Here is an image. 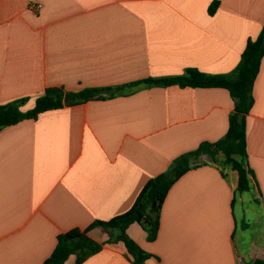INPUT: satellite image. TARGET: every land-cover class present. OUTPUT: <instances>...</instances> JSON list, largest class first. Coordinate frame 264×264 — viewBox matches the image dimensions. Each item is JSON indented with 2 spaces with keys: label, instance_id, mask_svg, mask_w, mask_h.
<instances>
[{
  "label": "crops",
  "instance_id": "crops-1",
  "mask_svg": "<svg viewBox=\"0 0 264 264\" xmlns=\"http://www.w3.org/2000/svg\"><path fill=\"white\" fill-rule=\"evenodd\" d=\"M263 27L264 0H0V105L28 112L49 88L113 89L0 130V264H43L59 235L125 214L180 156L222 140L235 108L227 89L144 81L230 74ZM252 95L250 191H237L223 153L192 160L157 238L127 229L152 256L144 264L264 261V57ZM89 236L114 239L102 227ZM83 264L134 263L119 241Z\"/></svg>",
  "mask_w": 264,
  "mask_h": 264
},
{
  "label": "trees",
  "instance_id": "trees-1",
  "mask_svg": "<svg viewBox=\"0 0 264 264\" xmlns=\"http://www.w3.org/2000/svg\"><path fill=\"white\" fill-rule=\"evenodd\" d=\"M218 7L216 1L210 7V12ZM264 57V27L256 40H249L243 52L241 61L230 74L208 75L196 69H187L182 76L161 79H148L145 83L193 88H224L229 91L235 101V108L229 119V129L225 137L217 143L204 142L195 151L180 156L169 172L162 173L151 179L138 196L133 207L125 214L109 221H96L85 230L74 229L61 234L57 238V245L52 255L43 264H65L75 255L76 263L83 264L91 255L99 252L104 244L123 242L134 264H144L152 257L144 252L127 235L128 227L133 223H139L148 232L150 241L158 236L160 226V211L172 186L193 166L192 160L202 156H208L216 160V155L223 153L224 163L237 171L239 180L237 191L245 193L250 191L251 178L254 172L247 162V136L246 116L253 105L252 88L259 73L261 61ZM137 82L133 85H137ZM110 88H86L77 93L66 92L62 88H49L44 95L36 100L35 108L28 112L21 110V101H14L0 105V130L4 126L15 125L26 119H36L40 114L84 103L93 98L100 97L103 93H111ZM96 227L111 230L113 240L103 244L93 240L89 233ZM253 264H264L263 260H257Z\"/></svg>",
  "mask_w": 264,
  "mask_h": 264
},
{
  "label": "built area",
  "instance_id": "built-area-1",
  "mask_svg": "<svg viewBox=\"0 0 264 264\" xmlns=\"http://www.w3.org/2000/svg\"><path fill=\"white\" fill-rule=\"evenodd\" d=\"M33 10H39L41 8L40 5H37V6H32Z\"/></svg>",
  "mask_w": 264,
  "mask_h": 264
},
{
  "label": "rangeland",
  "instance_id": "rangeland-1",
  "mask_svg": "<svg viewBox=\"0 0 264 264\" xmlns=\"http://www.w3.org/2000/svg\"><path fill=\"white\" fill-rule=\"evenodd\" d=\"M108 232H109V233H111V234H115V233H114V232H112L111 230H109Z\"/></svg>",
  "mask_w": 264,
  "mask_h": 264
}]
</instances>
